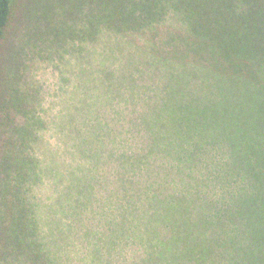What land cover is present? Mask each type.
<instances>
[{
  "label": "trees",
  "instance_id": "trees-1",
  "mask_svg": "<svg viewBox=\"0 0 264 264\" xmlns=\"http://www.w3.org/2000/svg\"><path fill=\"white\" fill-rule=\"evenodd\" d=\"M33 1L44 15L40 13L41 21L36 19V28H30L23 34L17 31L14 40H20V50L27 48L28 51L31 48L30 54H42L52 61L61 78L65 79V85L71 82L75 85L71 75L76 62L81 64L85 73L86 65L90 66L89 69L94 67L91 54L106 36L117 34L128 43L138 46L136 37L146 35L157 58L191 64L192 67L199 68L197 70L220 76L241 78L264 92V74L260 69V60L264 59V13L259 12L260 6L264 7V0ZM15 2L16 0H0V51L4 48L3 42L10 27ZM29 13L26 12V15ZM189 26L195 31L192 32ZM163 28L167 30L163 31ZM8 62H20L16 52L5 53L3 66H0V113L5 111L6 118L9 119L8 123H1H7V128H4L5 143L0 146V169L7 170L8 175L0 177V188L10 189L15 180L21 179L26 183L27 179L29 186L26 185L25 194L29 192L34 197L36 204L33 209L39 213L42 205L35 193L34 184L40 180L36 176L32 184L33 171L38 158L42 159L44 144L51 128L42 120L44 109L40 113L43 97L38 90L42 86L36 81L27 83L22 76V67L18 72H13L12 76V65H7ZM78 77L82 78L80 75ZM69 80L70 83L67 84ZM98 91L108 92L105 89ZM98 123L94 144L88 143L93 132L87 134V138H82L79 144L66 140L67 152L74 153L75 157L80 155L87 161L82 165L65 166L67 173L64 175L65 179L68 178L69 185L61 196L75 200L72 205L65 203L64 208L80 212L77 196L82 191L86 196V203L96 209L97 215L92 222L94 236L89 237L91 242L88 241V245L79 239L86 237V220H82L84 216L77 220L84 225L81 233L61 232L64 235L62 243L65 250L60 256L61 264H72L66 260L70 255L78 258L81 264H88L92 258L87 255L94 252H99L97 254L103 264H133L145 257V264H171L169 259L174 255V250L170 239L184 237L189 228L185 218L186 210L179 209L173 201L203 204L206 200L213 206L226 205L227 213L231 214L240 207V183L236 178L220 180L215 184L213 173L209 178L199 177L205 175L198 174L195 180L202 183L204 188L199 199L193 200L189 186L191 176L183 172L178 162L171 159L158 160L154 155L147 154V149L150 148L143 144L145 136L137 139L133 127L129 125L122 128L113 126L106 120ZM109 131L111 132L107 136L101 135ZM60 132L62 136L69 137L67 128ZM17 133L23 134V139L27 140L25 151L20 148L16 151L13 135ZM12 150L19 154L12 153ZM75 168L81 170L80 178L76 175ZM257 178L262 183L261 191L256 196L262 203L258 205L259 212H251L255 207L242 209L241 238L229 236L222 241L223 244L217 251L212 235L203 231L201 205L193 209L194 220L190 223L192 243L187 248L179 246V251L185 257L182 264H258L251 261L249 256L250 251L253 252L250 250L251 246H257L251 243L249 237L252 236L259 244L264 241V172L260 169ZM20 187L21 184L18 189ZM18 189L10 192L15 198V206L26 209L28 206L25 196H22V192L15 194ZM171 205L174 210L170 209ZM149 211L160 213L156 228H153L150 219L145 223ZM251 214L257 216L258 222L247 219ZM111 219L114 221L115 235H112V243L108 245V239L102 236L107 231L105 223ZM35 225L34 218L30 217V237L24 235L26 230L22 229V233L17 229L24 240L29 237L28 241L34 247L42 236ZM249 231L253 234L249 235ZM153 233L158 241L166 243L165 247L155 243ZM70 245L79 249L73 252L68 249ZM144 245L151 250L150 253L146 254L142 250ZM155 254L157 259L151 260L150 257ZM129 255H133V261Z\"/></svg>",
  "mask_w": 264,
  "mask_h": 264
},
{
  "label": "rangeland",
  "instance_id": "rangeland-1",
  "mask_svg": "<svg viewBox=\"0 0 264 264\" xmlns=\"http://www.w3.org/2000/svg\"><path fill=\"white\" fill-rule=\"evenodd\" d=\"M35 4L33 0H16L14 3L12 20L3 42L4 48L0 51V66H3L5 53L16 52L20 62L7 64L12 65V76L13 72H18L22 67V76L27 83L36 81L42 86L38 90L43 97L40 98V113L44 109L42 120H45L51 132L47 136L49 141L46 140L44 144L42 159L38 158V164L34 168L32 181L33 184L36 176L40 180L34 187L42 206L39 213L33 209L36 204L34 197L29 192L25 194L26 185L29 186L27 179L26 183L21 179L15 180L10 189L0 188V264H61L60 256L65 252L62 243L64 235L61 232L81 233L84 225L86 237L79 239H82L83 244L91 242L89 237L94 236L92 222L96 219V209L86 203V196L82 191L77 196L80 212L66 210L65 203L72 205L75 198L61 196L69 185V180L64 175L67 173L65 166L82 165L87 161L80 155L75 157L74 153L67 152L66 140L79 144L82 138H87V134L93 132L88 143L94 144L98 122L105 120L113 126L133 127L137 139L144 135L143 144L150 148L147 149V154L154 155L158 160L171 159L178 162L183 172L191 176L189 186L193 200L199 199L204 188L202 183L195 180L198 174L205 175L199 177L209 178L213 173L215 184L220 180L229 181L233 177L240 183L238 201L242 202L232 214L227 213L226 205L213 206L206 200L203 204L173 201L179 209L186 210L185 218L189 228L184 237L170 239L174 255L170 257L169 263L182 264L185 259L179 246L187 248L192 243L190 223L194 220L192 211L198 205H201L203 231L212 235L216 251L229 236L241 238V210L255 207L251 212L256 214L259 212L258 205L262 204L256 196L262 188L261 180L257 178L259 169L264 172V92L241 78L220 76L197 70L199 68L192 67L191 64L157 58L146 35L136 37L138 46L128 43L117 34L106 36L91 54L94 67L89 69L90 66L86 65L85 73L81 64L76 62L71 75L75 85L70 80L67 83L70 84L65 85V79L61 78L52 61L42 54H30L31 48L28 51L27 48L20 50V40H14L17 31L23 34L30 28H36V19L40 20L43 11H39ZM260 7L259 12L264 13V7ZM28 11L30 13L26 15ZM189 28L192 32L195 31L193 27ZM260 65L264 74V59L260 60ZM79 75L82 76L81 79ZM102 89L108 92L98 91ZM11 113L14 117V111ZM6 117L5 111L0 113V146L5 143L4 128H7L9 120ZM3 122H7L6 125L1 124ZM13 126L12 124L11 127ZM63 128L68 129L69 137L62 136L60 130ZM110 132L101 135L107 136ZM13 137L16 151L19 148L25 151L27 140L23 139L24 135L17 133ZM16 151L12 150V153ZM1 153L2 151L0 155ZM97 153L100 154V151ZM75 172L80 178L81 170L76 169ZM7 175V170L0 169V177ZM14 189H18L15 191L16 195L22 192V196H25L28 206L26 209L15 206V198L10 193ZM174 203L172 204L175 205ZM170 209L174 210L172 205ZM159 214V211H149L145 223L150 219L153 228H156ZM255 214L247 219L258 222ZM82 216L85 217L82 220H86L84 225L77 221ZM30 217L34 218L36 229L42 235L38 238L36 247L28 241ZM163 221L165 220H161ZM105 226L107 231H104L102 238L108 239L106 244L110 245L112 235H115L113 219L107 220ZM17 229L22 233V229L26 230L24 235L29 237L24 240ZM162 234L166 235L165 232ZM252 234L249 231V235ZM153 236L157 245L159 243L166 246L164 241H158L154 233ZM249 238L253 245H257L251 246V261L264 264V241L259 244L252 236ZM73 247L70 245L68 249L73 252L79 249ZM142 250L146 254L151 252L147 245ZM97 253L87 255L92 258L88 264H103ZM128 257L134 260L133 255ZM157 257L155 254L150 259L154 258L155 261ZM145 258L133 264H145ZM66 260L68 263L81 264L74 255Z\"/></svg>",
  "mask_w": 264,
  "mask_h": 264
}]
</instances>
